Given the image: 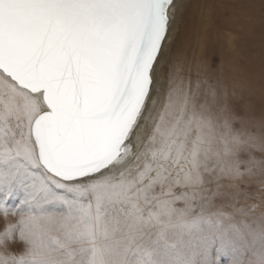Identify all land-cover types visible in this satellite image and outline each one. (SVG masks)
Here are the masks:
<instances>
[{"label": "snow or ice", "instance_id": "6c2138e0", "mask_svg": "<svg viewBox=\"0 0 264 264\" xmlns=\"http://www.w3.org/2000/svg\"><path fill=\"white\" fill-rule=\"evenodd\" d=\"M184 4L0 0V264H264V214L215 203L264 175V113Z\"/></svg>", "mask_w": 264, "mask_h": 264}, {"label": "rangeland", "instance_id": "374dc122", "mask_svg": "<svg viewBox=\"0 0 264 264\" xmlns=\"http://www.w3.org/2000/svg\"><path fill=\"white\" fill-rule=\"evenodd\" d=\"M183 19L191 34L198 36V44L192 46L197 60L210 54L225 83L237 87L246 109L259 118L264 113V0H187ZM257 21L259 30L255 28ZM201 29L202 37L199 36ZM262 182L264 175L260 174L245 176L241 181L221 180L222 195L215 203L223 205V210L233 214L237 222L251 220V216L237 212L239 208L247 210L256 206L253 215L259 217L264 214ZM210 187L215 189L216 184ZM10 203L15 204L17 200ZM209 211H216V207ZM4 224L0 214V229ZM220 259L221 264H228L230 256Z\"/></svg>", "mask_w": 264, "mask_h": 264}, {"label": "bare ground", "instance_id": "6f19581e", "mask_svg": "<svg viewBox=\"0 0 264 264\" xmlns=\"http://www.w3.org/2000/svg\"><path fill=\"white\" fill-rule=\"evenodd\" d=\"M197 1V0H196ZM186 2H187V0H185V4H184V6H183V10H184V7H185V5H186ZM209 9V8H208ZM193 13H194V10H193ZM198 14V13H197ZM201 16V15H200ZM200 20V19H199ZM192 25H193V23H192ZM209 25V24H208ZM259 27H260V23H259V21H257L256 23H255V28L257 29V30H259ZM201 44V43H200ZM250 47V46H249Z\"/></svg>", "mask_w": 264, "mask_h": 264}]
</instances>
